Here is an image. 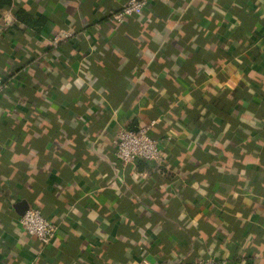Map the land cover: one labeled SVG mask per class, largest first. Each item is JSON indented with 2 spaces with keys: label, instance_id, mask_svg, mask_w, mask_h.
Returning <instances> with one entry per match:
<instances>
[{
  "label": "crops",
  "instance_id": "0c3cea01",
  "mask_svg": "<svg viewBox=\"0 0 264 264\" xmlns=\"http://www.w3.org/2000/svg\"><path fill=\"white\" fill-rule=\"evenodd\" d=\"M126 1L0 0V264H264V0ZM150 123L169 166L123 164Z\"/></svg>",
  "mask_w": 264,
  "mask_h": 264
},
{
  "label": "built area",
  "instance_id": "2783aa9c",
  "mask_svg": "<svg viewBox=\"0 0 264 264\" xmlns=\"http://www.w3.org/2000/svg\"><path fill=\"white\" fill-rule=\"evenodd\" d=\"M151 7L150 0H127L119 9L110 12V20L122 23L130 17H137ZM70 32L57 35L53 42L59 44ZM4 30L0 29V42ZM0 81V86L2 85ZM154 123L141 125L138 128L123 126L115 139L116 157L125 165L134 164L140 160L148 161L156 166H169L168 155L164 151L162 139L153 136ZM20 226L30 236L36 238L42 246L49 245L59 231V225L49 220L42 209L32 207L20 218ZM199 264H228L225 260L209 258L199 261Z\"/></svg>",
  "mask_w": 264,
  "mask_h": 264
},
{
  "label": "trees",
  "instance_id": "16d2710c",
  "mask_svg": "<svg viewBox=\"0 0 264 264\" xmlns=\"http://www.w3.org/2000/svg\"><path fill=\"white\" fill-rule=\"evenodd\" d=\"M147 12H148V11H147ZM110 37H111V39H110L111 42H112V40H114V39L116 40V39H117V38H116L117 36H116V34H115L114 32L111 34ZM217 55H218V56H217V60H218V61H221V59L223 58L222 54H221V55H220V54H217ZM105 62H106V61H103V63H105ZM205 70H207L208 72H210V69H209V68H206ZM258 71H260V72L262 73V70H258ZM240 105H241V104H240ZM240 105L237 104V105L235 106L236 109H237V110H236L237 112H238L239 108H240V109L242 108V105H241V106H240ZM233 109H234V107H233ZM188 121H190V119H188ZM190 122H191V121H190ZM136 128H138V127H136ZM153 131H154V126H153ZM153 131H152L153 136H155V137H157V138H160V139L163 138V137H160L159 135H156L155 133H153ZM204 133L207 134V132H204ZM204 133H203V134H204ZM155 166H156V165H155ZM156 167H157V168H158V167L161 168V167H163V166H156ZM164 173H168V175H170V176H171V175H175V172L172 171V170H171V171H168V170L166 171V170H165ZM148 237H149V236H148ZM148 237H147L146 235H144V238H145L146 240H148ZM186 263H187V262H182V261H181V262H180V261L178 262V264H186Z\"/></svg>",
  "mask_w": 264,
  "mask_h": 264
},
{
  "label": "clouds",
  "instance_id": "9594fccd",
  "mask_svg": "<svg viewBox=\"0 0 264 264\" xmlns=\"http://www.w3.org/2000/svg\"><path fill=\"white\" fill-rule=\"evenodd\" d=\"M5 19H6V21H7L9 24H11V23H13V22L15 21V17H14L11 13H7V14L5 15Z\"/></svg>",
  "mask_w": 264,
  "mask_h": 264
}]
</instances>
